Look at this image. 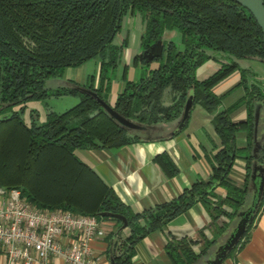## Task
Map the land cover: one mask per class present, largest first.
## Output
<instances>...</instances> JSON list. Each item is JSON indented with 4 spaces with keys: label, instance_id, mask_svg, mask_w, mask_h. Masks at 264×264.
Returning a JSON list of instances; mask_svg holds the SVG:
<instances>
[{
    "label": "trees",
    "instance_id": "1",
    "mask_svg": "<svg viewBox=\"0 0 264 264\" xmlns=\"http://www.w3.org/2000/svg\"><path fill=\"white\" fill-rule=\"evenodd\" d=\"M128 11L139 12L143 19L140 51H148L152 42L161 39V55L153 56V66L140 55L142 73L136 80L125 79L112 107L146 127L176 120L190 94L192 103L210 111L211 127L220 141L208 156V178L195 180L174 197L135 213L74 150L119 147L137 139L139 133L117 124L92 96L77 90L75 83H46L50 77H59L65 66L96 56L97 82L86 86L106 100L120 49L126 43L125 38L113 42V36ZM252 17L234 0H0V187H17L27 202L40 208L59 207L96 219L115 218L100 215L101 211L123 216V228L106 234L109 248L105 252L112 264H132V248L141 236L200 201L210 216L207 228L212 238L200 229L196 239L184 237L163 246L170 263H194L242 208L251 164L262 167L264 179V136L253 154L250 140L255 104L264 106V85L236 61L250 56L264 61V36ZM173 28L178 31V42L163 38ZM209 57L219 61V66L210 75L196 78V65ZM234 69H238L243 93L232 104L215 110L220 97L211 86ZM62 94H75L79 99L62 111L47 108L38 121L37 112L30 109L28 121L23 122L25 101ZM239 103L245 105V119L237 123L228 113ZM238 128L246 132L245 144L239 148L233 140ZM238 153L246 169L241 185L226 181L229 164ZM155 160L166 175H174L175 164L168 156L159 153ZM216 185L225 188L224 195L213 193ZM261 199L262 194L255 206ZM248 226L249 221L218 264L243 243ZM195 242L200 243L197 251L191 248Z\"/></svg>",
    "mask_w": 264,
    "mask_h": 264
},
{
    "label": "crops",
    "instance_id": "2",
    "mask_svg": "<svg viewBox=\"0 0 264 264\" xmlns=\"http://www.w3.org/2000/svg\"><path fill=\"white\" fill-rule=\"evenodd\" d=\"M142 20L139 12L132 13L128 11L124 13L121 21H119L118 33L113 36V42L119 43L122 38H125L126 43L120 49V61L117 63L116 72L110 78V87L106 95L109 104L114 101L116 93L122 88L125 79L136 80L143 71L142 66L138 63L139 54L141 53L139 34L143 27ZM168 33L170 31L163 33V38L172 39V35ZM135 56H138L137 60H135ZM150 61L152 60H149L148 63ZM236 61L240 66L249 68L254 72L262 86L264 85V61L253 56L236 58ZM98 62L99 59L95 57L89 58V60L86 59L76 64V66H65L62 79L56 78V82L69 81L75 83L76 86H90L92 83L95 85ZM155 64V61L151 62L150 66ZM218 66L219 61L209 57V59H204L196 65L193 73L196 78L201 79L210 75ZM128 69H130L129 75H127ZM237 70L230 71L211 86L213 92L220 97V103L215 110L232 104L242 95L243 87L240 85V76ZM247 79L248 82L252 80L249 77ZM244 110V103H239L228 114L232 121L238 123L245 119ZM263 110V104L257 102L253 110V133L250 137V140H252V154L259 147L264 136ZM186 116L185 123L177 130L172 129L175 120L155 123L148 125L146 127L148 129L137 130L140 131L137 132L139 133L137 139L121 144L119 147L76 148L74 153L79 160H83L92 168V172L96 173L105 185L113 189L120 201L128 205L130 211L135 213L174 197L195 180L201 181L208 178L211 171L208 156L220 145L219 137L211 127V113L200 104L193 102ZM245 137L246 132L244 129H236L233 138L234 145L238 148L243 147ZM159 153L168 156L175 164L176 171L174 175L168 176L161 170L155 160V155H159ZM244 164L245 159L242 153L234 155L231 164H229L226 181L241 185L246 171ZM257 172L258 169L255 170V173ZM248 180L244 203H242V208L239 210L246 208L252 201L253 181L250 179V175ZM224 191L225 188L222 185H216L213 193L222 196ZM261 194L262 199L256 205L257 208L255 206V210L249 218V226L245 232L246 237L243 243L238 244L233 253L221 260L222 262L229 264H264V186ZM203 205L202 202L196 201L186 207L185 210L166 220L162 227L141 236L133 245L131 263L172 264L163 248L167 241H176L184 237L196 239V232L200 229L202 234L211 239L212 236L207 228L210 216ZM227 210L231 211L230 208ZM237 211L234 216L229 218V223L225 229L207 247L206 254L198 257L192 264H206L205 261L213 257L217 245L221 244L229 235V231H231L236 219L239 217ZM220 219L225 221L226 217L222 216ZM97 221V225L103 233L91 238L90 251L98 256L101 261H107L108 264L109 257L105 250L109 248V241L106 234L121 228L119 225L120 220L117 218H100ZM199 244L195 242L191 245V248L197 251ZM1 253L0 264H15ZM33 264L41 263L36 261ZM45 264L69 263L60 256L54 255Z\"/></svg>",
    "mask_w": 264,
    "mask_h": 264
},
{
    "label": "built area",
    "instance_id": "3",
    "mask_svg": "<svg viewBox=\"0 0 264 264\" xmlns=\"http://www.w3.org/2000/svg\"><path fill=\"white\" fill-rule=\"evenodd\" d=\"M97 222L92 214L40 208L17 187H0V252L15 264H45L54 255L69 264H107L90 251L91 238L103 233Z\"/></svg>",
    "mask_w": 264,
    "mask_h": 264
},
{
    "label": "water",
    "instance_id": "4",
    "mask_svg": "<svg viewBox=\"0 0 264 264\" xmlns=\"http://www.w3.org/2000/svg\"><path fill=\"white\" fill-rule=\"evenodd\" d=\"M238 2L241 6L245 7L253 16L252 18L255 19L257 25L260 28V32L263 33L264 36V6L262 5L263 0H234ZM161 39H157L155 42H152L151 45L148 47V51L142 50L139 55H144L149 61L152 60L153 56H160L161 55ZM140 57V56H139ZM77 90L87 93L90 96H92L97 103L107 112L108 116L111 119H114L117 124L121 125L125 129H128L130 131L132 130H142L144 127L143 124H140L134 120H131L129 118H125L120 113H117V111L112 107L111 104L108 103V101L100 98L96 92H94L91 88L83 85H77ZM192 96L188 94L186 98L183 101L182 110L178 115V118L175 120V124L172 127L173 130H177L179 127H181L186 119H187V112L189 111V108L192 105L191 102ZM251 173H250V179L252 182V201L250 204L247 205L246 208L237 211V215L239 216L236 219V222L229 231V235L225 238V240L217 245L216 253H214L212 258L207 259L205 262L206 264H218L221 258H223L228 250H230L231 246L237 242L239 237L242 234V231L245 228L246 222L249 221V218L251 217L253 211L255 210V203H257L260 195L261 190H263L264 186V179L262 175V167L260 168L257 165L251 164ZM258 169V172L255 173V170ZM100 215H107V216H113L120 220V227L122 228L124 226V217L120 214H115L111 212H103L101 211L99 213ZM112 260L109 259L108 264H112Z\"/></svg>",
    "mask_w": 264,
    "mask_h": 264
},
{
    "label": "rangeland",
    "instance_id": "5",
    "mask_svg": "<svg viewBox=\"0 0 264 264\" xmlns=\"http://www.w3.org/2000/svg\"><path fill=\"white\" fill-rule=\"evenodd\" d=\"M168 31H170V33H168V34L172 35V40L175 42H178V39H179V36L177 34L178 31L174 28L170 29ZM117 33L118 32H116V34ZM95 57L96 56H94L92 58H95ZM154 61L155 60L150 61L148 63L149 64L148 66H150V63L154 62ZM144 68H145V65H144ZM63 72L64 71L62 70L60 76L57 78L62 79L61 77H63ZM115 72H116V67L114 68V73ZM129 72H130V69H128L127 75H129ZM94 75H95V73H94ZM254 77H256V76H254ZM46 83H47V85L51 86V85H55L57 83H60V81L56 82V77H53V78L50 77V79L48 78L46 80ZM78 99H79V96L75 95V94L74 95L73 94H64V95L62 94V95H58V96H48V97H45L43 99H36V98L28 99L27 101H25V103L23 105V110L21 112L23 122L28 121L29 110L32 108L35 109V111L37 112V115L39 116L37 119V121H38V120H41L42 117H44V113L47 110V108H50V110L52 109L54 111H62L64 109L68 108L73 103H77ZM106 101H107V99H106ZM146 127L144 129H148ZM136 132H140V131L136 130Z\"/></svg>",
    "mask_w": 264,
    "mask_h": 264
}]
</instances>
